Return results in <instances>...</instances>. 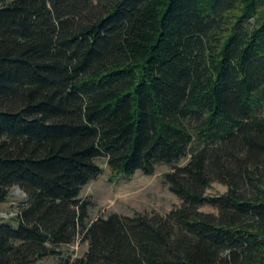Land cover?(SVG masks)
<instances>
[{"label": "trees", "instance_id": "obj_1", "mask_svg": "<svg viewBox=\"0 0 264 264\" xmlns=\"http://www.w3.org/2000/svg\"><path fill=\"white\" fill-rule=\"evenodd\" d=\"M100 159L172 166L182 205L91 221ZM14 187L0 264H264V0H0V208Z\"/></svg>", "mask_w": 264, "mask_h": 264}, {"label": "rangeland", "instance_id": "obj_2", "mask_svg": "<svg viewBox=\"0 0 264 264\" xmlns=\"http://www.w3.org/2000/svg\"><path fill=\"white\" fill-rule=\"evenodd\" d=\"M190 157L180 162L186 165ZM103 168V174L89 183L83 190L81 199L91 203L90 219L108 218L113 214L135 216L137 214H160L167 216L171 211L182 205L181 200L170 190L166 182V174L173 170L172 166L161 164L156 167L153 175H146L142 171L132 178L114 176L109 168L107 159L98 161ZM228 187L216 182L208 190V196L220 197L228 192ZM27 201V195L20 187H14L9 198L0 208V223L9 222L18 226L17 218L21 207ZM206 213L218 214L212 206L202 209ZM89 245L82 241V235L72 245L59 247L64 258H83L88 252ZM61 256H51L41 264H58Z\"/></svg>", "mask_w": 264, "mask_h": 264}]
</instances>
